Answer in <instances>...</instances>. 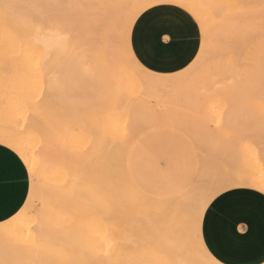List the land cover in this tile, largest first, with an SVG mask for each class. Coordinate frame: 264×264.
Segmentation results:
<instances>
[{
  "label": "rangeland",
  "instance_id": "374dc122",
  "mask_svg": "<svg viewBox=\"0 0 264 264\" xmlns=\"http://www.w3.org/2000/svg\"><path fill=\"white\" fill-rule=\"evenodd\" d=\"M1 1H0V3H4V4H7V2L11 1L10 2L11 4L10 3L9 4L13 5V8L15 7V9L13 10V8H8V9H10V11L7 9H5V10H7V11H5V10H3V7H1L4 4L0 5V29H1L0 30V98L2 99V97H3L2 100L0 99V105H2L0 107V122H1L0 127H7L8 129L13 128L14 131L21 129L20 132L18 131L21 135L25 134V132L28 131L27 128L29 129L32 127L29 130L33 131V133H35L34 129H36L35 131L38 133V134L36 133L38 136L36 134H33L32 132L29 133V131H28V133H26L25 137L36 135L37 138L40 136V134L42 137L43 136L45 137V135H46V137L48 136V138L49 137L52 138L53 136L56 137V135L58 134V137H59L60 133H61L60 135L62 137H65L67 132L69 131V134H70L69 136H71V137H69V143L72 140L71 143L69 144V146L72 145L71 146L72 149L73 148L75 149L73 151H77V149L80 151V148H81V150L86 151L87 149H85V148H86V146L89 147L90 141L93 142V144H94L95 140L96 141L98 140L97 142H101L102 144H104L102 141H104V139L106 138V140H105L106 146L105 147H107L109 144V148H110V145H111V148H110V150L108 147L105 148L104 147L105 144H104L103 148H104V150H108V153H107V151H106V153L104 151L103 155L106 154V156L108 155V156H110V158L105 157L108 160L105 158L102 159L103 164L105 163V161H106V163H108V161L111 162L112 159L115 157V154H116L115 151L122 148V150H121V152H122L124 147L128 143H130V141H132V139L135 140L134 138H136V140L134 142H131V143H133L137 146L149 147L150 148V155L154 158L155 165L158 169L165 170L171 176H173L171 172H175L176 174L184 175V177L185 176H187V177L188 176H194V175L199 177L196 181L198 184L197 185L195 184L194 186L191 187V189H189L187 192L183 193L181 195L180 199L175 200L177 202L166 205V207L168 206L167 211H171L169 214L164 215L165 214L164 213V214L160 215V214L156 213L157 207H154L152 205H148L147 203L142 202L139 199H136L135 196L128 190L127 185L124 182L122 183V181L117 179L118 175L120 176L121 171L124 170L123 164L120 163L119 174L115 175L113 172L110 175V178L113 179V181H115V182H113V184L114 185L116 184L115 186L113 185L114 188L111 187L113 190L107 189L105 191V189H106L105 183L106 182H104V181L102 182V184H103L102 187H104V186L105 187L101 188L102 190H100V191H102V192L104 191V192L103 193L100 192L99 197L103 200L106 199L108 201L107 202L105 200L107 202V204L103 200H102L103 202H101V199H100V201H99L100 203L99 204L97 203L99 205V207L97 205L94 207L89 205L90 202H87V203H89L88 206H91V207H88V206L86 207L85 204L84 205L82 204L80 199H76V197H77L76 194H69V211L65 210V212L69 213V216H68L69 217V226H70L69 227V229H70L69 233L70 234L72 233L71 235L76 234V233L78 234V233H80L79 231H82V229L78 230L79 226L82 228L85 227L86 229L88 227L91 228L93 225V222H94V223H96V224H94L96 227L94 228V226H93L92 227L93 230L90 229L89 231L93 232L95 230V233L97 236H99V238L104 235L103 238H100L102 241V244H101V242H98V240H99L98 239L97 242H98V245H99V243H100V245L99 246L97 245L98 247L96 245H94L93 242L94 243L96 242V240H94V239H95V237L97 239V236H94V234H91L90 232L88 234L87 233L88 230L86 231V229L84 228L85 230L84 229L83 230L88 235H90L91 237L94 236L93 238L90 239V237L86 234V236H88L87 237L88 239H90L91 241L93 240L92 244H91L90 240L85 239L86 237L84 238L85 240L82 239V236H83L82 234L85 233L82 231L81 237H79L80 235L77 236V234L74 236L79 237L80 241L84 240L85 243L83 242L82 245L84 246L86 244V246L81 248L82 247L81 244H80V246H81L80 247L79 244L77 243L78 246L75 245V247L76 246H77V248L80 247L79 251L76 249L78 251L77 252L75 250V248L72 246H74V244H75L74 241L76 242V240L78 238L76 239V237L72 236L73 239L75 238L73 241L70 239L72 237L69 236V247L74 248L75 251L70 248L71 251H69V254H62V253L60 255H58V254H53V255L47 254L46 256L39 258L38 264H116V263L121 264L125 261V259H122L125 257V254H128L127 256H129L133 253V249H134L133 245H136L135 247H136V253L137 254L140 253V250L141 251L144 250V252H146L148 250L149 251L155 250L156 254L160 255L162 257V262L164 264H173L176 258L181 259L182 261H186V262L198 261V260L203 259L204 254L201 252V250H202V248H205V244H204V242L199 243L197 235L194 233L195 230L193 231L192 228L187 226V219H188L190 213L194 209L197 197L199 195L200 187L204 186V185H217L218 186L222 183L229 182L233 179L246 181L249 179L254 180L256 178L255 179L256 181L259 180L262 183V180L260 178L261 176L263 177V182H264V96L260 97L261 93H263V92L260 93L259 88L257 87L258 90H256V91L258 93H260V94H258V96L256 95L257 93L254 91L253 92L256 93L255 95H254V93H253V95H248L247 92L249 91L250 88H248V90H246L247 92H245V90L242 89V91H244L246 93L245 94L244 92H242V94L245 95L244 97L242 96V94H239V93L236 94L237 96L235 94H233L232 92H231L232 95H231V93L228 95V92H226L227 94L224 93V90L227 86H231L232 84H234L233 82L232 83L230 82V81H233L230 78V75L232 76V74H229V72H230L229 70H232V69L228 70V67H229L228 65L230 64V60L232 59L231 63L234 62L238 65V66H236V64L234 65V63H233V65H232V68L234 70L233 72H235V70L238 68H239V71L241 72V70H240L241 68L248 66V65L243 66V64H244V63L242 64L243 60L242 61L240 60V58L243 57V54L247 51L246 49L243 48V47L246 48V46H244L241 43L242 45L240 44L241 45L240 48H237L239 46L238 41H236L238 39V37L236 39L237 35H235V37H234V35H233L234 33L231 34L232 31H234V30H232V31L230 30L231 31L230 32L228 30V27L225 26L224 31L226 29H227V31H229L227 33H226V31L222 32L219 30H215L211 34L210 33L211 28L209 29V31L208 30L206 31L203 29V32H201V24L203 26H205L207 22L200 24L197 20L194 19V17L191 14H189L187 11H185L184 15L187 18L186 19L187 29H186L185 35L181 38V41H180L182 51L184 52L181 63L183 62V60H187L188 56H192V59L188 60V64L186 65L185 71L182 72L178 77L172 76V75L167 74V73H163V74H161V78L154 79L151 76L143 74L139 64L135 63L132 58H130L128 55H126L125 48H124L123 41H122L123 40V29H124L126 22L129 19H135V18L141 17L142 15L146 14L147 12H154L156 9L161 10L159 12H156L155 13L156 15L161 14L162 11H164V10H166V13L172 15V13H170L167 10L175 8L176 5H174L171 2H168V0H167V2H163V3L160 2V3L152 5L151 7H148L143 12H141L138 15V17H134L129 12L122 13L123 12L122 9L124 8L125 3L121 4V1H124V0H97L98 2H94V0H91V1L90 0L89 1L88 0H82V1H79V4L81 3L80 5H78V3H76V2H78V0H76V2L73 0H59V1L58 0L57 1L56 0L55 1L44 0V1H46V3L48 2L47 4H45V2L43 0H14V1L5 0L6 3L4 2V0H1ZM25 1H27V2L25 3ZM38 1H40L41 3L39 4ZM52 1L56 2V3H53ZM62 1H63V3H61ZM100 1H102V3ZM59 2L61 3V5L59 4ZM87 2L88 3L92 2V3L87 5ZM125 2H126V0H125ZM18 3H20V4H18ZM28 3L29 4L32 3V5H38V7H30L31 8V10H30V8L29 9L27 8V7H29ZM49 3H52V4H49ZM72 3H74L77 6H74V5L72 6ZM222 3L224 4V2H222ZM68 4L70 6H67ZM114 4L118 5V6H116L117 9H116V7L115 8L113 7V6H115ZM18 5L22 6V7L19 8ZM46 5H48V6H46ZM110 5L111 6L113 5L112 9L110 10L111 13L109 11V9L111 8ZM224 6H221V7H223V9L221 8L223 11L220 9L221 12L220 11L218 12L217 19L220 22L219 18H220V16H223V18H225V19H223V21L221 20V22H228L229 23V22L233 21V20H230V17L232 19L233 16H235V14H234L235 12H233V9L231 10L230 7H228V6H227V8H225V10H227V11H225ZM113 8L116 9V11ZM11 9L13 12L11 11ZM39 10L42 12H39ZM113 10L115 12H117V10H118V12L114 13ZM228 10H230L231 13H229ZM89 11H91V12L89 13ZM119 11H120V13H119ZM70 12H71V15H70ZM80 12H82V13H80ZM223 12L224 13L226 12L227 15L225 13V15H226L225 16ZM49 13L50 14L52 13L51 15L53 17H50L51 15ZM16 15L18 17L23 16V18L19 17V19H20L19 20V19H17L18 17ZM30 15H33V16H30ZM35 15L40 16V17L41 16L43 17V15H44L43 18H45V19L52 20V21L55 20V22L59 23L58 27H60L61 29L64 28L65 30L67 29L66 31H71V34L75 37V40H73V42L77 41V43L75 45L76 46L75 50H73V52H72V49H74L75 43H72L73 48H70V50H69L70 58L73 57V59L71 58L73 64L71 63L70 58L65 57V56L61 59V61H60L61 64L57 63V66L60 65V67H61V65H63V66L65 65L64 67H68V68H64L62 66L61 69L64 68L63 70H61L58 67L62 72H59L60 70H56L57 69V66L55 63L56 61L53 60L54 61L53 64H50L52 62L51 59H44L43 60L41 57H38V55L39 56L43 55L42 52L40 54L38 53L39 50L37 51V49H39V48L36 49V47H34V46H33L34 47L33 48L29 44H27L26 40L25 41L22 40L23 39L22 36L25 35V32H24V31H26L25 29H28L27 25L29 23L27 21H29L31 19V17L33 18ZM45 15H47V16H45ZM74 16H76V17H74ZM228 17H229V19H228ZM65 18H66V21H68L67 23L64 22ZM226 18H227V20H226ZM26 19H27V21H26ZM56 19H58V20H56ZM61 19H62L63 23H62ZM18 20H19V22H17ZM21 20L24 22L22 24L24 28L21 27L20 25L18 26V23L20 24L22 22ZM224 20H226V21H224ZM61 24H63V25H61ZM15 25L18 28L17 27L14 28ZM62 26H63V28H62ZM208 26H209V23H208ZM22 28L24 31L21 30ZM130 31H132V30L130 29ZM228 33H230V34L228 35ZM19 36H20V39H19ZM13 39H14V41H16V39H18L16 41L17 43H15L13 41ZM228 40H230V41H228ZM234 41H236V42H234ZM17 44L19 46H17ZM24 44H25V46H24ZM130 44H131L132 50L135 51V44L134 43H130ZM201 45H203V52H201ZM79 47H81V49ZM82 48H84V49H82ZM34 51H35V53H34ZM117 51L119 52V55H118ZM78 52L83 53V55L80 53L77 54ZM120 52H121V54H120ZM193 52H195V55H192ZM231 52H232V54H231ZM36 54H38V55L36 56ZM120 55H121V57H120ZM125 56H127V59H125ZM236 56L238 57V59L240 61L238 59H235ZM37 57L39 59H37ZM76 57H78L79 59H77ZM80 57L83 60H81ZM197 57H198V59H197ZM17 58H18V60H20V58H21V61L19 62L18 65H17V62H18ZM64 58H68V60H65ZM50 60H51V62H50ZM135 60H139V58L136 57ZM14 61H16V62H14ZM78 61H79V63H78L79 65L77 67L78 69H79L81 62H82V64L84 63L83 64L84 67L82 66V64L80 67V70L82 68H84L83 69L84 71L83 72L81 71L83 74L82 76L84 78H82V76H80V74H78L79 72H77V70H76V72L73 71L76 69L77 65L75 66V63H77ZM207 61H208V63H206ZM67 62L70 63V66L72 65L75 68L69 67L68 66L69 63L67 64ZM102 62H103V65H102ZM104 63H107V65ZM140 63H141V61H140ZM49 64L51 65V67L53 65L56 66V68L54 66L53 67H54V70H56L55 73L58 72L56 74L57 81L56 80L54 81L53 80L54 78L53 79L50 78V76H51L50 74H52L53 70L48 68ZM19 65H20L21 69L23 67H25V68L20 70ZM44 65H47V68L52 72L49 73L48 70L46 71V66L44 68L43 67ZM234 66H236L237 68L234 69ZM207 67H208V69H207ZM215 67H216V69H215ZM170 68L174 69L175 71H179V69L176 68L175 64H174V66H172ZM156 69H158V68L153 67L151 69V71L155 72ZM66 70H68V72L70 70V73H66V76H65ZM204 71H206L207 73ZM72 72L77 73V75L71 74ZM210 72H213V74H211ZM46 73L49 74L50 76L49 77L46 76ZM61 73L64 74L63 75L64 78L62 77ZM54 74L52 75L53 77H55ZM60 74H61V76H60ZM74 75H76L77 78ZM240 75H242V73ZM258 75L257 76H256V74L252 75V76H254V78L256 76V79H253V77L252 78L249 77V79L254 80V81L250 80V82L251 81L253 83L256 82L257 79H259V76H261V75H259V76ZM57 76L60 77L61 79L57 78ZM203 76L205 77V79H208L209 81L205 80ZM65 77H67V78H65ZM239 77H241V76H239ZM261 77H262V78H260V79H262L261 81L264 82V77L263 76H261ZM80 78H82V79H80ZM146 78L149 82L148 85H146L145 81H144V79H146ZM67 79L71 80V81H67L68 83L65 82L64 80H67ZM232 79H234V78H232ZM11 81L13 82L14 85L13 84L10 85L12 83ZM235 81H236V79H235ZM195 82L196 83L200 82V83L196 84ZM209 82L211 85L209 84ZM237 82H236V85L239 83V82L238 83ZM253 83L252 84L250 83L251 85H249L251 88H252ZM257 83L258 82H256L254 85H257ZM239 84H238V86H239ZM66 85L68 88L66 87ZM186 85H187V87H186ZM196 85L199 86L200 88L202 87L204 89V92L202 90V92H203L202 96L200 95L201 93L199 94V92H201L200 88L197 87ZM258 85H260V84H258ZM177 86H178V88H177ZM249 86H247V87H249ZM194 87H195V89H194ZM214 87H216L217 89ZM245 87H246V85L243 86V88L247 89ZM8 88L9 89L11 88L10 91L8 90ZM184 88L188 89L189 95L187 94L188 92ZM209 88H211V89H209ZM218 88L221 91V94H223V95L220 94L221 95L220 96L218 94V92H220V91L217 92ZM237 88H239V87H237ZM197 89L200 91L199 92L196 91ZM234 89H235V87H234ZM254 89H256V88H254ZM194 91L198 92V94L195 93ZM208 91H210V92H208ZM235 91H236V89H235ZM250 91L252 92V89ZM250 91H249V94H251ZM5 92H8V93L5 94ZM229 92H230V89H229ZM237 92H238V90H237ZM206 93L210 94V95L212 94V95L208 96ZM16 95H17V97H16ZM224 95H226V96H224ZM262 95H264V94H262ZM6 96H9V98H7ZM194 96H195V98H194ZM198 96L200 98L199 100L197 98ZM206 96L208 98L211 97V99L209 98L210 102H209V100L207 102L208 98ZM5 97H6L5 100L8 101V103L6 101L7 104L4 103ZM114 98L120 102L118 103L117 101H115ZM212 98H214L213 99L214 101L217 99L216 104L211 103V101L214 102L212 100ZM12 99H14V100H12ZM112 99H114L115 102L112 101ZM1 101H2V103H1ZM103 102L106 103V106H107L106 108L110 109L109 112L107 111L108 109L105 108V105ZM112 102H114V103H112ZM116 102L118 103L117 105H119V107L121 106V108H122V105H123V107L125 106L123 108V110H124V112L125 111L127 112V113L125 112L126 115L122 113L123 110H121V108H119L118 106H116L118 108V109H116V107L114 106V104L116 105ZM121 102L122 103L124 102L126 105L122 104ZM25 104H26V106H25ZM127 104H129V105H127ZM102 105L104 108L102 107ZM112 105L115 108H113ZM19 106H21L22 108ZM84 106L86 107L85 108L86 110L84 109ZM88 106H89V108L87 110ZM90 106H92V107H90ZM127 106H129L128 109H127ZM22 109H24V110H22ZM220 109H222V110H220ZM100 110H101V112H100ZM105 110L107 111L108 114L107 113L104 114V112H102ZM113 110H115V111L113 112ZM127 110H129V111H127ZM118 111L120 112L119 114H118ZM129 112H132V113L130 114ZM94 113H95V115L98 113L99 114L103 113V116H102V114L100 116L94 115V118H93L92 115ZM110 113H112L114 117L115 116H117V117L114 118L112 116V114H110ZM114 113H116V114L114 115ZM89 114H91V116ZM132 114H134V115H132ZM109 115H111L112 117L110 118ZM119 115H121V116H119ZM123 116H125V117H123ZM131 116H132V118H131ZM170 116H172V117H170ZM217 116H219V117H217ZM68 117L71 119H69ZM101 117L103 118V120L101 119ZM106 117L110 120L109 121L106 120L107 119ZM120 117H122L123 120ZM126 117H128V118H126ZM73 118H76V119H73ZM80 118H81V123L83 125L81 123L79 124ZM118 118H119V120H118ZM137 118H138V120H136ZM150 118H151V120H149ZM229 118H230V120H229ZM67 119H68V121H67ZM85 119L87 120L86 121L87 123L85 122ZM95 119L98 120V122L95 121ZM128 119L130 120V122ZM141 119H142L143 123L146 122V124H147V122H148L151 125L147 124V126H146L145 123H144L145 125H141L142 124ZM161 119L162 120L164 119V120L162 121ZM69 120H70V122H72V124L69 122ZM147 120H149L150 122ZM192 120H193V122H192ZM100 121H101V123H100ZM139 121L141 124L139 123ZM205 121L207 122L206 124H205ZM222 121H223V123H226L227 125L226 124H224V125H226L228 127L223 126ZM131 122H132V124H134V123L135 124L132 125ZM164 122L166 123L167 126L163 125V124H165ZM17 123H18V125H16ZM73 123H75V124H73ZM6 124L8 126H6ZM27 124H29V125H27ZM88 124H90L89 125L90 129H89V127L86 128V126ZM101 124H103V125H101ZM139 124H140V126H139ZM21 125L24 126L26 129H24V127H22ZM79 125L83 126L87 131L81 129L83 127H81ZM91 125L92 126L94 125L93 126V128H95L94 130H92ZM130 125H131V127L133 126L132 129H131ZM136 125L138 127H136V129H133V128H135ZM148 125L151 127H149ZM65 126H66V128H65ZM141 126H142V128H141ZM68 127H70V128L67 129ZM97 127H98V129H97ZM111 127L112 128L115 127L116 129L115 128L112 129ZM145 127L148 131H146V129H144ZM71 128H73V129H71ZM110 128H111V130H114V132L111 131ZM23 129H24V131H22ZM59 129H60V131H59ZM65 129L67 131H65ZM70 129H71V131H70ZM137 129H140V130L137 131ZM62 130L66 133H64ZM96 130H97V132H96ZM98 130L99 131L102 130V134L103 133L104 134L101 135V132H98ZM132 130L133 131L136 130V131H134L135 134L133 133ZM141 130H143V131H141ZM93 131H95V132L93 133ZM190 131H193V132L190 133ZM206 131H207V133H206ZM46 132H47V134H46ZM85 132H87V133H85ZM188 132L190 133V136H189ZM55 133H56V135H55ZM62 133H64V134L62 135ZM92 133H93V135L95 133L98 134L97 137H96V135L93 136L94 137L93 140H92L93 137L92 138L90 137V136H92L91 135ZM117 133H119V134L117 135ZM139 133H142V134H139ZM185 133H186V136H185ZM72 134H73V136H72ZM99 134L101 136H99ZM200 134H201V136H200ZM85 135H87V138ZM132 135H133V138H132ZM134 135H136V136L134 137ZM104 136H105V138H103ZM106 136H108V137H106ZM187 136H189V137H187ZM95 138H97V139H95ZM195 138H196V140L198 138L199 142L195 141ZM222 138H223V140H222ZM39 139L41 140V138H39ZM100 139H102V141ZM193 139H194V141H192ZM74 140H75V142H74ZM220 140H221V142H220ZM51 141H53V140H51ZM76 141H78L80 143V146H79V143L77 144ZM45 142H46V140H45ZM97 142H96V145H97ZM206 143H208V144H206ZM209 146H211V147H209ZM216 146H218V147H216ZM92 147H94V145L91 146V148ZM113 149H115V150H113ZM83 151H81V152H83ZM89 152H90V150H89ZM86 153L87 152H85V154ZM199 153H200V155H199ZM89 155H90V153L88 154V156ZM89 157H91V156H89ZM201 161H204V162L202 163V165H199L198 162H200V164H201ZM106 163H105V165H106ZM87 164H89V163H87ZM111 167H112V165L109 167L110 171H112ZM195 173H197L198 175H196ZM257 175H258V178H260V179H257V177H256ZM259 175H260V177H259ZM35 177H36V179H35L34 183L30 178L31 187L33 185L36 186V183L41 182V180L37 176H35ZM218 178H219V180H218ZM114 179H117V180H114ZM118 187H120V188H118ZM114 189L115 190L117 189V190L115 191ZM238 190H245V189H243V188H234L231 190L226 189L224 194L232 192V191H238ZM248 190L249 189H247L246 191H248ZM249 191H253V192L261 195L262 197H264V195L254 191V190H249ZM102 195H104V196H102ZM115 195H116V197H115ZM111 198H112V200H111ZM88 199H89V197H88ZM118 200H119V202H117ZM124 200H125V202H124ZM127 200H128V202H127ZM32 203L29 205V209L30 208L32 209V210H29V214H31V216L36 215L35 217L41 216V213H42L41 202L39 200H35L34 202L32 201ZM135 206H136V208H135ZM95 207L98 208L97 210H98V213H100V214L95 213V211H96L94 209ZM86 208H88V209L93 208L94 209L93 214H96V216H100V217L102 216L101 218L107 216V219H106V217L103 218L106 221L105 220L103 221L100 218H99L100 220L92 218L93 217L92 210H91V214H90V212L87 214ZM131 210H132V212H131ZM133 212H134V214H133ZM140 214H141V216H140ZM163 215H164V217H162ZM137 216H140V217H137ZM94 217H95V215H94ZM155 217H157V218H155ZM89 219L93 220V222L90 221ZM94 219L97 221H95ZM142 219H143V221H142ZM170 220L174 221V222H168ZM98 221H99V224H98ZM82 222L85 224V226H84V224L81 225ZM138 222L140 225L143 222L144 224H142V225H146L145 227H147V228H142V225H141V228H139L138 224H136ZM148 222H150L152 224L151 226H154V228L153 227L148 228V225L150 224ZM180 222H182V223H180ZM24 223L25 224H32L33 222H32V219L27 218ZM169 223L171 224V227H172L171 231L170 232H169V230L163 231V229H166L163 226L166 224V227H169L170 226V225H168ZM177 223H180V224L178 225ZM175 225H177V226H175ZM76 227H77L78 232L75 231ZM22 230H24V229L22 228ZM71 230H73V231L71 232ZM173 230H174V232L178 233V236L173 235L174 234ZM100 231L103 232V233H101V235H100ZM106 231L110 232V233H107ZM166 232H167V234L165 236H167L169 234V236L166 237V239L169 238L168 242H164L163 244H161L160 241L163 237H160L159 234H161V233L165 234ZM97 233H99V235ZM23 234L25 235V233H23ZM24 235L19 236L17 234L16 237L11 240V243L9 242L11 246L8 244L7 245L9 247L7 245H5V247H7L9 249H7L6 252L3 249L0 252V254H1L0 255V264H12L13 261H14L13 264H16V263L17 264H27L28 263V260L24 255L25 248H26L25 246L28 245L29 246L28 248H30V243H32L34 239L31 236H28L27 237L28 240L25 241ZM157 235H159V236H157ZM84 236H85V234H84ZM105 236H108L109 238L107 240H105L107 238ZM21 237H23V238H21ZM129 237L136 241V242H133V245H131L132 249L131 248L128 249L129 246H127V244H129V242L132 244V242L129 241L130 240ZM126 238L128 239V241L126 240ZM29 239L32 242L31 241L29 242ZM38 239H39V237H38ZM79 240H77V242ZM125 240L128 243L125 242L126 247L124 248L125 244H123L122 242ZM71 241L73 243H71ZM82 241L79 243H82ZM88 241H90V243ZM27 242L29 244H27ZM35 242H36V239H35ZM38 242H40V241L38 240ZM14 244H15V246H14ZM88 244L90 246H87ZM121 244H123V245H121ZM12 247H13V249H12ZM122 248L126 249V250H123ZM30 249H32V248H30ZM85 249L87 250V252ZM27 250L28 249H26V251ZM88 250H89V252H88ZM123 251H125L127 253L124 252V255H123ZM130 251H131V254L129 253ZM19 253L22 256H20ZM6 257L7 258L9 257L10 259L9 258L7 259ZM19 260H21V261H19ZM29 264H32V263H29ZM258 264H264V262L258 263Z\"/></svg>",
  "mask_w": 264,
  "mask_h": 264
},
{
  "label": "bare ground",
  "instance_id": "6f19581e",
  "mask_svg": "<svg viewBox=\"0 0 264 264\" xmlns=\"http://www.w3.org/2000/svg\"><path fill=\"white\" fill-rule=\"evenodd\" d=\"M1 1V0H0ZM12 1H14V0H12ZM44 1V0H43ZM42 1V2H43ZM50 1V0H49ZM53 1H55V0H53ZM52 1V2H53ZM57 1V0H56ZM59 1V0H58ZM73 1H75L76 2V0H73ZM79 1H82V0H78V2H76V3H78V5H80L79 4ZM89 1V0H88ZM91 1V0H90ZM2 2V1H1ZM4 2H5V0H4ZM11 2V1H10ZM10 2H7V4H9ZM27 1H25V3H26ZM29 2V1H28ZM45 2V4H47L46 3V1H44ZM70 2V1H69ZM74 2V3H75ZM84 2V1H83ZM82 2V3H83ZM94 2H98L97 0L95 1L94 0ZM101 3H102V1H100ZM116 2V1H115ZM163 3V2H167V0H126V2H125V0L124 1H121V4H124V8L122 9V13H127V12H129V13H131L134 17H138V15L141 13V12H143L145 9H147L146 7H145V5H154V4H157V3ZM180 2H182V3H185V4H187L188 5V13L189 14H191L193 17H194V19L195 20H197L200 24L201 23H204V22H207L206 23V25L205 26H203V29L204 30H208L209 31V29L211 28V30H210V33L212 34L215 30H219V31H222V32H225L226 31V33L227 32H229L230 30L232 31V30H234V31H232V33L231 34H233L234 35V37H235V35H237L236 36V39H237V37H238V39L236 40V41H238V43H239V46L237 47L236 45V47L237 48H240V46L243 44L244 46H246V48L245 47H243L244 49H246L245 51V53L243 54V57L242 58H240V60L242 61V64H243V66H251L250 68L247 66V67H243V68H241L240 70H241V72L239 71V68L238 69H236L237 67L236 66H238L236 63H234V62H232L231 63V60H230V64L228 65L229 67H228V70L229 69H232V70H229L230 72H229V74H232V76L230 75V78H231V80H233V81H230L231 83L233 82L234 84H230L231 86H227L229 89H230V92H229V89L226 87H224L225 88V90H224V93H226V92H228V95L232 92L233 94H242V92H244V91H242V89L243 90H245V92H247L246 90H248V88H250L249 89V91L252 89V92L250 91V93L251 94H249V91L247 92L248 93V95H253V93L254 92H256V93H254V95L256 94L257 96H258V94H260L261 92H263V93H261V95H260V97L262 96H264V95H262V94H264V82L263 81H261L262 79H260V78H262L261 76H263L264 77V0H177V3H180ZM222 2H224V4L222 3ZM6 3V2H5ZM30 3V2H29ZM28 3V6L29 7H27L28 9L30 8V5H32V3L31 4H29ZM38 3L40 4L41 2L40 1H38ZM53 3H56V2H53ZM61 3H63V1L61 2ZM61 3L59 2V4L61 5ZM74 3H72V6L74 5V6H77V5H75ZM92 2H87V5L88 4H91ZM100 3V4H101ZM114 3V2H113ZM117 3V2H116ZM227 3V4H226ZM1 4H4V3H0V5ZM11 4V3H10ZM14 4V3H13ZM18 4H20V3H18ZM24 4V3H23ZM49 4H52V3H49ZM118 4V3H117ZM174 4V3H173ZM22 5V4H21ZM63 5V4H62ZM65 5V4H64ZM84 5V4H83ZM115 5V4H114ZM174 5H176V4H174ZM225 5V6H224ZM19 6V5H18ZM46 6H48V5H46ZM67 6H70L69 4L67 5ZM96 6V5H95ZM108 6V5H107ZM111 6V5H110ZM113 6V5H112ZM112 6H111V8L109 9V11L112 9ZM116 6H118V5H115V6H113L114 8L116 7ZM221 6H224V10H225V8H227V6L228 7H230V9L232 10L233 9V12H235L234 14H235V16H233V18L231 19V17H230V20H233V21H231V22H221V20L223 21V19H225V18H223V16H220V22H219V20L217 19V15H218V12L220 11V9L222 8L223 9V7H221ZM2 7V6H1ZM20 7H22V6H19V8ZM97 7V6H96ZM13 8V7H12ZM24 8V7H23ZM47 8V7H46ZM50 8V7H49ZM61 8V7H60ZM94 8V7H93ZM113 8V9H114ZM6 8H4L3 7V10H5ZM15 9V7L13 8V10ZM40 9V8H39ZM68 9V8H67ZM87 9V8H86ZM92 9V8H91ZM98 9V8H97ZM116 9H117V7H116ZM116 9H114L115 11H116ZM119 9V8H118ZM221 9V10H222ZM229 9V8H228ZM7 10H9L10 11V9H8L7 8ZM7 10H5V11H7ZM30 10H31V8H30ZM89 10V9H88ZM95 10V9H94ZM113 10V11H114ZM235 10V11H234ZM237 10V11H236ZM11 11H12V9H11ZM21 11V10H20ZM28 11V10H27ZM33 11V10H32ZM65 11V10H64ZM71 11V10H70ZM93 11V10H92ZM96 11V10H95ZM94 11V12H95ZM99 11V10H98ZM108 11V12H109ZM114 11V13H117L118 12V10H117V12H115ZM223 11V10H222ZM225 11H227V10H225ZM13 12V11H12ZM39 12H42V11H40L39 10ZM74 12V11H73ZM72 12V13H73ZM83 12V11H82ZM82 12H80V13H82ZM91 11H89V13H90ZM107 12V11H106ZM221 12V11H220ZM228 12L229 13H231L230 12V10H228ZM29 13V12H28ZM34 13V12H33ZM75 13V12H74ZM110 13H111V11H110ZM119 13H120V11H119ZM224 13V12H223ZM226 13V12H225ZM225 13H224V15H225ZM7 14V13H6ZM50 14V13H49ZM52 14V13H51ZM50 14V15H51ZM54 14V13H53ZM78 14V13H77ZM94 14V13H93ZM40 15V14H39ZM70 15H71V12H70ZM74 15V14H73ZM76 15V14H75ZM81 15V14H80ZM158 15V14H157ZM226 15H227V13H226ZM225 15V16H226ZM231 15V14H230ZM17 16V15H16ZM25 16V15H24ZM30 16H33V15H30ZM36 16V15H35ZM34 16V17H35ZM45 16H47V15H45ZM79 16V15H78ZM18 17V16H17ZM19 17H21V18H23V16H19ZM19 17L17 18V19H19ZM42 17V16H41ZM43 17H44V15H43ZM50 17H53L52 15L50 16ZM70 17V16H69ZM74 17H76V16H74ZM229 17H228V19H229ZM9 18V17H8ZM7 18V19H8ZM25 18V17H24ZM32 18V17H31ZM5 19V18H4ZM51 19V18H50ZM53 19V18H52ZM70 19V18H69ZM10 20V19H9ZM20 20V19H19ZM19 20L17 21V22H19ZM56 20H58V19H56ZM65 21L64 22H68V21H66V18L64 19ZM68 20V19H67ZM226 20H227V18H226ZM226 20H224V21H226ZM11 21V20H10ZM22 21V20H21ZM20 21V22H21ZM26 21H27V19H26ZM52 21V20H51ZM61 21H62V19H61ZM209 21V22H208ZM28 22V21H27ZM54 22H55V20H54ZM196 22V21H195ZM24 22L22 21L20 24L18 23V26L20 25L21 27H23V24ZM62 23H63V21H62ZM208 23H209V26H208ZM28 24V23H27ZM56 24H57V26H59V23L58 22H56ZM14 25V24H13ZM61 25H63V24H61ZM69 25V24H68ZM225 26H227L228 27V30L229 31H227V29L224 31V27ZM9 27V26H8ZM15 27H17L16 25L14 26V28ZM18 28V27H17ZM24 28V27H23ZM23 28L21 29V30H23ZM27 28L28 29H25L26 31H24L25 32V35H23L22 37H23V39L22 40H26V42H27V44H29L31 47H36V49L37 48H39V49H37V51H38V53L40 54L41 52H42V54L43 55H41V56H39L38 54H36V56L38 55V57H41L43 60L44 59H51L52 60V62H51V60H50V64H53V62L54 61H56L55 63H56V66H57V63H60V61H61V59L65 56V57H68V58H70V53H69V50H70V48H73L72 46L71 47H68L67 49H62L61 51H59L57 54H54V55H50V53L48 52V51H46V46L47 45H51V46H54V47H57V48H60L61 47V35H63L64 33H71V31H66L64 28H63V26H62V28L64 29V32H61L59 29H61L60 27H58V29L57 30H54V31H52V32H50V33H35L34 31H33V29L31 28V26H30V24H28L27 25ZM62 29V30H63ZM1 30V29H0ZM15 30V29H14ZM230 31V32H231ZM17 32V31H16ZM21 32V31H20ZM11 34V33H10ZM24 34V33H23ZM230 33H228V35H229ZM227 35V36H228ZM14 36V35H13ZM232 36V35H231ZM21 37V38H22ZM233 37V38H234ZM10 38V37H9ZM232 38V37H231ZM19 39H20V36H19ZM18 39H16V41H17ZM75 40V39H74ZM79 40V39H78ZM13 41H14V39H13ZM16 41H14L15 43H17ZM123 41V40H122ZM228 41H230V40H228ZM236 41H234V42H236ZM20 43V42H19ZM72 43H75L74 44V49H72V52H73V50H75V45H76V43H77V41L76 42H73L72 41ZM242 43V44H241ZM14 44V43H13ZM79 44V43H78ZM241 44V45H240ZM82 45V44H81ZM123 45H124V41H123ZM232 45V44H231ZM238 45V44H237ZM16 46V45H15ZM17 46H19L18 44H17ZM24 46H25V44H24ZM130 47H129V50L130 51H133L132 50V48H131V44L129 45ZM14 47V46H13ZM30 47V48H31ZM33 47V48H34ZM78 47V46H77ZM116 47V46H115ZM123 47V46H122ZM16 48V47H15ZM24 48V47H23ZM80 49H81V47H79ZM119 48V47H118ZM121 48V47H120ZM235 48V47H234ZM248 48V49H247ZM25 49V48H24ZM23 49V50H24ZM28 49V48H27ZM82 49H84V48H82ZM35 50V49H34ZM79 50V49H78ZM33 51V50H32ZM77 51V50H76ZM239 51V50H238ZM244 51V50H243ZM17 52V51H16ZM75 52V51H74ZM118 52V51H117ZM235 52V51H234ZM233 52V53H234ZM237 52V51H236ZM241 52V51H240ZM34 53H35V51H34ZM69 53V54H68ZM80 52H78L77 54H79ZM80 54H82L83 55V53H80ZM120 54H121V52H120ZM231 54H232V52H231ZM24 55V54H23ZM118 55H119V52H118ZM237 55V54H236ZM241 55V54H240ZM16 56V55H15ZM242 56V55H241ZM24 57V56H23ZM37 57V59H39ZM46 57V58H45ZM120 57H121V55H120ZM124 57V56H123ZM233 57V56H232ZM231 57V58H232ZM237 57V56H236ZM235 57V59H238V57L236 58ZM68 58H64L65 60H68ZM72 59H73V57H71ZM70 58V60H71V63L73 64V62H72V59ZM77 59H79L78 57H76ZM81 58V57H80ZM125 59H127V56H125ZM205 59V58H204ZM234 59V60H235ZM17 60H18V58H17ZM54 60V61H53ZM64 60V61H65ZM75 60V59H74ZM81 60H83L82 58H81ZM102 60V59H101ZM105 60V59H104ZM233 60V61H234ZM239 60V59H238ZM239 60V61H240ZM21 61V58H20V60H18V62H17V65L19 64V62ZM210 61V60H209ZM14 62H16V61H14ZM107 62V61H106ZM69 62H67V64H68ZM79 63V61L77 62V63H75V66H76V69L75 70H73L74 72H76V70H77V72H79L78 74H80V76H82L83 74H82V72L84 71L83 69L84 68H82L81 70H80V67H81V64H82V62H81V64H80V66H79V69L77 68L78 67V64ZM206 63H208V61L206 62ZM233 63H234V65L236 64V66H234V69H236L235 70V72H233L234 70H233V68H232V65H233ZM49 64V69H52L53 70V72L52 71H50L48 68H47V65H44L43 67L45 68V66H46V71L48 70V72L49 73H51L52 72V74H47L46 73V76H50V78H54L53 80L55 81H57V79H56V74L58 73H55V71L56 70H60L61 68H62V66L63 65H61V67H60V65H58L57 66V69L56 70H54V67L56 68V66H52L51 67V65ZM61 64V63H60ZM84 64V63H83ZM83 64H82V66H83ZM104 64H106L107 65V63H104ZM211 64V63H210ZM241 64V63H240ZM23 65V64H22ZM102 65H103V62H102ZM213 65V64H212ZM231 65V66H230ZM65 66V65H64ZM63 66V67H64ZM67 66V65H66ZM69 67H73L72 65L70 66V63H69V65H68ZM208 66V65H207ZM60 69H59V68ZM84 67V66H83ZM19 68H20V70H22L23 68H25V67H23L22 69H21V67H20V65H19ZM64 68H68V67H64ZM63 68V69H64ZM73 68H75V67H73ZM72 68V69H73ZM63 69H61V70H63ZM207 69H208V67H207ZM206 69V70H207ZM215 69H216V67H215ZM247 69V70H246ZM59 71V72H62V71ZM80 70V71H79ZM210 70V69H209ZM245 70V71H244ZM45 71V70H44ZM82 71V72H81ZM204 72H206V71H204ZM55 73V74H54ZM66 73H70V70H69V72H68V70H66L65 71V76H66ZM207 73V72H206ZM211 74H213V72H210ZM234 73V74H233ZM242 73V75H240ZM45 74V73H44ZM43 74V75H44ZM54 74V76L55 77H53L52 75ZM62 74V77L64 78V74L63 73H61ZM61 74H60V76H61ZM71 74H76L77 75V73H71ZM238 76H237V75ZM253 74H256V76L259 74V75H261V76H259V79H257V81L256 82H258L257 83V85H254L256 82H252V81H254L253 79H256V76H255V78H254V76H252ZM76 75H74L75 77H76ZM206 75V74H205ZM72 76V75H71ZM239 76H241V77H239ZM70 77V76H69ZM204 77V76H203ZM207 77V76H206ZM237 77V78H236ZM249 77H253V79H249ZM57 78H60V77H58L57 76ZM62 78V79H63ZM65 78H67V77H65ZM73 78V77H72ZM77 78V77H76ZM82 78H84L83 76H82ZM82 78H80V79H82ZM232 78H234V79H232ZM240 78V79H239ZM258 78V77H257ZM61 79V78H60ZM204 79H205V77H204ZM235 79H236V81H235ZM52 80V81H53ZM205 80H208V79H205ZM239 80V81H238ZM242 80V81H241ZM249 80V81H248ZM250 80H252L251 82H250ZM260 80V81H259ZM53 81V82H54ZM65 82H67V81H71V80H64ZM144 81H145V84L146 85H148L149 84V82H148V80H147V78L146 79H144ZM209 81V80H208ZM240 83H238V82ZM12 82V81H11ZM229 82V83H230ZM236 82L239 84V86H238V84L236 85ZM243 84H242V83ZM248 82V83H247ZM260 82V83H259ZM68 83V82H67ZM196 83V82H195ZM198 83H200V82H198ZM198 83H196V84H198ZM228 83V84H229ZM253 83V85H252V88L249 86V85H251V84ZM13 84V82L10 84V85H12ZM181 84V83H180ZM209 84H210V82H209ZM246 85V87L245 88H247V89H244L243 88V86H245ZM258 84H260V85H258ZM14 85V84H13ZM69 85V84H68ZM202 85V84H201ZM211 85V84H210ZM209 85V86H210ZM197 86V85H196ZM195 86V87H196ZM247 86H249V87H247ZM260 86V87H259ZM12 87V86H11ZM66 87H67V85H66ZM180 87V86H179ZM184 87V86H183ZM186 87H187V85H186ZM195 87H194V89H195ZM197 87H199V86H197ZM211 87V86H210ZM213 87V86H212ZM223 87V86H222ZM234 87H235V89H236V91H235V89H234ZM237 87H239V88H237ZM241 87V88H240ZM257 87L259 88V91H260V93H258L256 90H258L257 89ZM68 88V87H67ZM177 88H178V86H177ZM189 88V87H188ZM200 88V87H199ZM198 88V89H199ZM214 88H216V87H214ZM223 88V89H224ZM254 88H256V89H254ZM11 89V88H10ZM10 89L8 88V90L10 91ZM13 89V88H12ZM183 89V88H182ZM185 89V88H184ZM190 89V88H189ZM193 89V90H194ZM196 90V91H200L201 90V92H199V94L202 96V93L204 92V89L201 87L200 88V90ZM209 89H211V88H209ZM217 89V88H216ZM215 89V90H216ZM16 90V89H15ZM187 92H188V89H185ZM202 90H203V92H202ZM213 90V89H212ZM237 90H238V92H237ZM241 90V91H240ZM190 91V90H189ZM218 91H220L219 90V88H218V90H217V92ZM254 91V92H253ZM186 92V93H187ZM193 92V91H192ZM195 92V91H194ZM198 92H195V93H197L198 94ZM208 92H210V91H208ZM244 92V93H245ZM8 92H5V94H7ZM223 93V92H222ZM232 93H231V95H232ZM4 94V95H5ZM188 95H189V92L187 93ZM207 94V93H206ZM218 94L220 95L221 94V91L220 92H218ZM227 94V93H226ZM246 94V93H245ZM196 95V94H195ZM204 95V94H203ZM208 96L210 95V94H207ZM212 95V94H211ZM210 95V96H211ZM221 95H223V94H221ZM220 95V96H221ZM227 95V96H228ZM234 95V96H235ZM11 96V95H10ZM224 96H226V95H224ZM237 96V95H236ZM239 96V95H238ZM242 96L244 97L245 95L244 94H242ZM256 96V97H257ZM7 98H9V96H6ZM6 97L4 98V103H6V101L7 100H5L6 99ZM13 97V96H12ZM16 97H17V95H16ZM207 97V96H206ZM232 97V96H231ZM247 97V96H246ZM254 97V96H253ZM21 98V97H20ZM194 98H195V96H194ZM198 98V100L200 99L199 98V96L197 97ZM208 98V97H207ZM210 99H211V97H209ZM209 98L207 99V102H208V100H209ZM221 98V97H220ZM1 99V98H0ZM2 99H3V97H2ZM1 99V100H2ZM11 99V98H10ZM115 99V98H114ZM114 99H112V101H114ZM203 99V98H202ZM205 99V98H204ZM214 98H212V100H213ZM12 100H14V99H12ZM217 100V99H216ZM214 101V102H212L211 101V103L213 104V103H215L216 104V102L217 101ZM20 101V100H19ZM103 101V100H102ZM115 101H117V99H115ZM114 101V102H115ZM114 102H112V103H114ZM118 103L120 102V101H117ZM116 102V105L114 104V106L116 107V106H118L119 107V105H117L118 103ZM203 102V101H202ZM209 102H210V100H209ZM219 102V101H218ZM1 103H2V101H1ZM7 103H8V101H7ZM6 103V104H7ZM104 103V105H105V108L107 107L106 106V103L105 102H103ZM111 103V104H112ZM122 103V102H121ZM128 103V102H127ZM205 103V102H204ZM5 104V105H6ZM90 104V103H89ZM122 104H125L124 102L122 103ZM221 104V103H220ZM12 105V104H11ZM126 105V104H125ZM127 105H129V104H127ZM2 105H0V107H1ZM8 106V105H7ZM25 106H26V104H25ZM113 106V105H112ZM111 106V107H112ZM113 106V108H115ZM220 106V105H219ZM19 107H21V106H19ZM29 107V106H28ZM90 107H92V106H90ZM101 107V106H100ZM99 107V108H100ZM102 107H103V105H102ZM110 107V108H111ZM125 107V106H124ZM123 105H122V108H121V106L119 107V108H121V110H123ZM138 107V106H137ZM22 108V107H21ZM27 108V107H26ZM86 107L84 106V109H85ZM88 108H89V106L87 107V110H88ZM104 108V107H103ZM129 108V106H127V109ZM196 108V107H195ZM106 109H108V108H106ZM116 109H118L117 107H116ZM115 109V110H116ZM22 110H24V109H22ZM86 110V109H85ZM109 110L110 109H108L107 111L109 112ZM115 110H113V112L115 111ZM203 110V109H202ZM220 110H222V109H220ZM99 111V110H98ZM107 111L105 110V111H102V112H104V114H106L107 113ZM127 111H129V110H127ZM200 111V110H199ZM94 112V111H93ZM92 112V113H93ZM100 112H101V110H100ZM112 112V111H111ZM126 112V111H125ZM125 112H124V110L122 111V113L123 114H125ZM133 112V111H132ZM132 112H129L130 114L132 113ZM150 112V111H149ZM198 112V111H197ZM218 112V111H217ZM96 113V112H95ZM95 113L92 115V117L94 118V115H95ZM117 113V112H116ZM116 113H114V115L116 114ZM120 112L118 111V114H119ZM127 113V112H126ZM128 113V114H129ZM148 113V112H147ZM21 114V113H20ZM102 114V116H103V113H98V114H96V115H101ZM108 114V113H107ZM110 114H112V113H110ZM117 114V115H118ZM150 114V113H149ZM90 116H91V114H89ZM95 115V116H96ZM126 115V114H125ZM132 115H134V114H132ZM137 115V114H136ZM11 116V115H10ZM22 116V115H21ZM112 116H113V114H112ZM111 115H109V117L111 118L112 117ZM119 116H121V115H119ZM118 116V117H119ZM204 116V115H203ZM228 116V115H227ZM98 117V116H97ZM105 117V116H104ZM108 117V116H107ZM106 117V118H107ZM114 117V116H113ZM115 117H117V116H115ZM114 117V118H115ZM123 117H125V116H123ZM137 117V116H136ZM170 117H172V116H170ZM217 117H219V116H217ZM18 118V117H17ZM69 118V117H68ZM78 118V117H77ZM99 118V117H98ZM113 118V119H114ZM121 119H122V117H120ZM126 118H128V117H126ZM130 118V117H129ZM131 118H132V116H131ZM130 118V119H131ZM160 118V117H159ZM69 119H71V118H69ZM73 119H76V118H73ZM91 119V118H90ZM100 119V118H99ZM101 119L103 120V118L101 117ZM135 119V118H134ZM133 119V120H134ZM17 120V119H16ZM84 120V119H83ZM89 120V119H88ZM93 120V119H92ZM101 120V121H102ZM106 120H110V119H106ZM112 120V119H111ZM116 120V119H115ZM118 120H119V118H118ZM123 120V119H122ZM129 120V119H128ZM132 120V121H133ZM136 120H138V118L136 119ZM149 120H151V118L149 119ZM149 120H147V121H149ZM158 120V119H157ZM160 120V119H159ZM162 120V119H161ZM164 120V119H163ZM162 120V121H163ZM175 120V119H174ZM197 120V119H196ZM229 120H230V118H229ZM22 121V120H21ZM67 121H68V119H67ZM77 121V120H76ZM79 121V120H78ZM87 120L85 119V122H86ZM94 121V120H93ZM95 121H97L98 122V120H96L95 119ZM101 121H100V123H101ZM207 121V120H206ZM205 121V124L207 123ZM6 122V121H5ZM10 122V121H9ZM69 122H70V120H69ZM89 122V121H88ZM118 122V121H117ZM123 122V121H122ZM125 122V121H124ZM129 122H130V120H129ZM136 122V121H135ZM138 122V121H137ZM150 122V121H149ZM192 122H193V120H192ZM191 122V123H192ZM219 122V121H218ZM1 123V122H0ZM31 123V122H30ZM64 123V122H63ZM71 124H72V122H70ZM78 123V122H77ZM76 123V124H77ZM81 123V118H80V121H79V124ZM87 123V122H86ZM90 123V122H89ZM108 123V122H107ZM127 123V122H126ZM139 123H140V121H139ZM142 123V124H141ZM141 125H145L146 124V122H142V119H141ZM165 123V122H164ZM229 123V122H228ZM11 124V123H10ZM70 124V125H71ZM73 124H75V123H73ZM82 124V123H81ZM104 124V123H103ZM103 124H101V125H103ZM111 124V123H110ZM114 124V123H113ZM131 124H132V122H131ZM135 124V123H134ZM134 124H132V125H134ZM137 124V123H136ZM140 124H139V126H140ZM147 124H149V125H151L150 123H148L147 122ZM147 124H146V126H147ZM204 124V125H205ZM211 124V123H210ZM222 124H223V126H226L227 124L226 123H223V121H222ZM224 124H226V125H224ZM16 125H18V123L16 124ZM27 125H29V124H27ZM78 125V124H77ZM76 125V126H77ZM83 125V124H82ZM90 124H88L87 126H86V128L87 127H89V129H90V126H89ZM148 125V126H149ZM163 125H166V123L165 124H163ZM217 125V124H216ZM6 126H8L7 124H6ZM22 126V125H21ZM63 126V125H62ZM67 126V125H66ZM66 126H65V128H66ZM75 126V125H74ZM79 126H81V125H79ZM94 126V125H93ZM93 126L91 125V128H92V130H94L95 128H93ZM100 126V125H99ZM98 126V127H99ZM167 126V125H166ZM209 126V125H208ZM22 127H24V126H22ZM71 127V126H70ZM70 127H68L67 129H69ZM78 127V126H77ZM81 127H83V126H81ZM98 127H97V129H98ZM105 127V126H104ZM130 127H131V125H130ZM133 127V126H132ZM132 127H131V129H132ZM136 127H138L137 125L135 126V128H133V129H136ZM149 127H151V126H149ZM165 127V126H164ZM170 127V126H169ZM195 127V126H194ZM226 127H228V126H226ZM5 128V129H4ZM32 128V127H31ZM31 128H29V129H31ZM100 128V127H99ZM112 128V127H111ZM111 128H110V130H111ZM115 127H113L112 129H114ZM141 128H142V126H141ZM168 128V127H167ZM223 128V127H222ZM221 128V129H222ZM8 128L7 127H0V140H5V141H8V142H11V143H13L16 147H17V149L19 150V152L23 155V157L25 158V159H28L31 163H32V165H33V168H32V171H33V173L35 174V176H37L40 180H41V182L40 183H36V186H32L31 187V185H30V190H29V193H28V196H27V199H26V201H25V203L23 204V206L19 209V211L14 215V216H12L10 219H8L7 221H5V222H3V223H0V252L4 249L5 250V252H6V250L7 249H9V248H7V247H5V245H10V243H11V240L12 239H14L15 237H16V235L18 234L19 236H23L24 234L23 233H25V241L26 240H28V236H31L34 240H33V242L29 239V242L31 241L32 243H30V248H32V249H30V248H28L29 246L28 245H26L25 247V252H24V255H25V257L27 258V260H28V263L27 264H29V263H32V264H38V260H39V258H41V257H44V256H46L47 254H58V255H60L61 253L62 254H69V251H71L70 250V248L71 247H69V236L70 237H72V236H74V235H76L77 233L76 232H78V230H81L82 229V231L83 232H85L84 230L86 229L85 227H80L79 226V229L77 230V227L75 228L76 230V234H73V235H71L70 233H69V213H67V212H65V210H67V211H69V194H76L77 195V197H76V199H80V201L82 202V204L84 205H86V207L88 206V204L89 203H87V202H90V204L89 205H91V206H98L99 207V201H100V197H99V194H100V192H102V191H100V190H102L101 188H104V187H102L103 186V184H102V182L104 181V182H106L105 183V185H106V189H105V191L108 189V190H113L111 187H113V182H115V181H113V179H111L110 178V175L114 172V174L116 175V174H119V165H120V163H122L123 164V168H124V170L123 171H121V173H120V176L118 175V180H120V181H122V183L124 182L126 185H127V187H128V190L135 196V198L136 199H139L140 201H142V202H145V203H147L148 205H152V206H154V207H157V209H156V213H158V214H164V215H166V214H169L171 211H167V207H166V205H169V204H172V203H175V202H177V201H175V200H178V199H180L181 198V195L183 194V193H185V192H187L189 189H191V187L192 186H194L195 184L197 185L198 183L196 182L197 181V179L199 178V177H197V176H194V178H193V180H192V182L190 183V185L187 187V189L185 190V191H183L182 193H180V194H178V195H176V196H173V197H168V198H157V197H151V196H149V195H147V194H145V193H143L141 190H139L137 187H136V185L133 183V181L131 180V178H130V176H129V173H128V169H127V158H128V153H129V150H130V147H131V145L133 144V143H131V142H134L135 140H136V138H134L135 140H133L132 139V141H130V143H128L125 147H124V149H123V151L121 152V150H122V148H120V149H118L117 151H115L116 152V154H115V157L112 159V161L111 162H109L108 161V163H106V161H105V163H106V165H105V163L103 164L102 163V159H104L105 157H108V158H110V156H106V154H104L103 155V152L105 151V153H106V151H107V153H108V150H104V148H103V145L105 144V140H106V138H105V136L103 137V138H105L104 139V141H102V139H100L104 144H102L101 142H97L96 140H95V143L93 144V142H91L90 141V145L91 146H93L94 145V147H92L91 148V146L89 145V147H87L86 146V148L85 149H87L86 151H83V150H81V148H80V151L77 149V151L79 152H77V151H73V150H75L74 148L72 149V145L71 146H69V144L71 143V141H70V143H69V137H71V136H69L70 134H69V131L67 132V134H66V136L65 137H62L60 134H59V137H58V134L56 135V133H55V135H56V137H52V138H48V136L46 137V135H45V137L43 136H41V134H40V136L37 138V132L35 131L36 129H34V132L35 133H33V131H30L28 128H27V130L29 131V133L30 132H32L33 134H36V135H32V136H27V137H25V135H26V133H28V131H26L25 132V134H20L19 132H20V130L21 129H19V130H15L14 131V129L13 128H9L8 130H7ZM24 129H26L25 127H24ZM24 129L22 130V131H24ZM64 129V128H63ZM71 129H73V128H71ZM71 129H70V131H71ZM81 129H83V130H86L84 127L83 128H81ZM103 129V128H102ZM109 129V128H108ZM116 129V128H115ZM125 129V128H124ZM144 129H146V127L144 128ZM189 129V128H188ZM187 129V130H188ZM228 129V128H227ZM80 130V129H79ZM140 129H137V131H139ZM181 130V129H180ZM190 130V129H189ZM193 130V129H192ZM212 130V129H211ZM19 131V132H18ZM59 131H60V129H59ZM63 131V130H62ZM65 131H67L66 129H65ZM87 131V130H86ZM111 131H113L114 132V130H111ZM110 131V132H111ZM118 131V130H117ZM126 131V130H125ZM130 131V130H129ZM133 131V130H132ZM131 131V132H132ZM134 131H136V130H134ZM134 131H133V133H134ZM141 131H143V130H141ZM146 131H148L147 129H146ZM198 131V130H197ZM18 132V133H17ZM52 132V131H51ZM64 132V131H63ZM73 132V131H72ZM95 131H93V133H94ZM96 132H97V130H96ZM98 132H101V135H103L102 134V130H98ZM191 132H193V131H190V133ZM196 132V131H195ZM24 133V132H23ZM49 133V132H48ZM54 133V132H53ZM58 133V132H57ZM64 133H66V132H64ZM64 133H62V135L64 134ZM85 133H87V132H85ZM90 133V132H89ZM93 133L91 134L92 136H90L91 138L94 136V135H96V137H97V135L98 134H94L93 135ZM190 133L188 132V134H189V136H190ZM206 133H207V131H206ZM205 133V134H206ZM219 133V132H218ZM46 134H47V132H46ZM113 134V133H112ZM111 134V135H112ZM119 133H117V135H118ZM129 134V133H128ZM135 134V133H134ZM139 134H142V133H139ZM183 134V133H182ZM193 134V133H192ZM195 134V133H194ZM31 135V134H30ZM80 135V134H79ZM100 134H99V136H101ZM114 135V134H113ZM127 135V134H126ZM197 135V134H196ZM72 136H73V134H72ZM86 136V138H87V135H85ZM89 136V135H88ZM98 136V137H99ZM136 135H134V137H135ZM185 136H186V133H185ZM189 136H187V137H189ZM193 136V135H192ZM200 136H201V134H200ZM220 136V135H219ZM80 137V136H79ZM106 137H108V136H106ZM113 137V136H112ZM138 137V136H137ZM195 137V136H194ZM39 138H41V140L39 139ZM43 138V139H42ZM45 138V139H44ZM56 138V139H55ZM65 138V139H64ZM101 138V137H100ZM120 138V137H119ZM132 138H133V135H132ZM94 139V137L92 138V140ZM95 139H97V138H95ZM115 139V138H114ZM204 139V138H203ZM221 139V138H220ZM226 139V138H225ZM45 140H46V142H45ZM51 140H53V141H51ZM99 140V141H100ZM108 140V139H107ZM222 140H223V138H222ZM51 141V142H50ZM55 141V142H54ZM192 141H194V139L192 140ZM195 141H197V142H199L198 141V138H197V140H196V138H195ZM74 142H75V140H74ZM77 142V144L79 143L78 141H76ZM96 142H97V145H96ZM108 142V141H107ZM204 142V141H203ZM220 142H221V140H220ZM92 143V144H91ZM111 143V142H110ZM213 143V142H212ZM216 143V142H215ZM115 144V143H114ZM123 144V143H122ZM196 144V143H195ZM206 144H208V143H206ZM194 145V144H193ZM212 145V144H211ZM218 145V144H217ZM220 145V144H219ZM77 146V145H76ZM79 146H80V143H79ZM106 146V144L104 145V147ZM113 146V145H112ZM206 146V145H205ZM75 147V146H74ZM108 148H109V144H108V146H107ZM107 147H105V148H107ZM209 147H211V146H209ZM208 147V148H209ZM216 147H218V146H216ZM76 148V147H75ZM79 148V147H78ZM89 148V149H88ZM110 148H111V145H110ZM110 148H109V150H110ZM220 148V147H219ZM84 149V150H85ZM198 149V148H197ZM89 150H90V152H89ZM113 150H115V149H113ZM81 151H83V152H81ZM85 152H87L88 154L90 153V155L89 156H91V157H89L88 156V154L86 153L85 154ZM199 155H200V153H199ZM88 156V157H87ZM203 156V155H202ZM205 156V155H204ZM87 157V158H86ZM112 157V156H111ZM86 158V159H85ZM90 158V159H89ZM105 159H107V158H105ZM88 160V161H87ZM108 160V159H107ZM200 161V160H199ZM204 161H201V164H200V162H198L199 163V165H202V163H203ZM87 163H89V164H87ZM112 165V171H110V169H109V167ZM199 171V170H198ZM197 172V171H196ZM200 172V171H199ZM198 173V172H197ZM197 173H195L196 175H198ZM125 175V176H124ZM201 176V175H200ZM257 177V179H260L261 178V180H262V183H264L263 182V177L261 176L260 177V175H259V177L260 178H258V175L256 176ZM253 178V177H252ZM117 179H114V180H117ZM256 179V178H255ZM246 180L247 181V183L248 184H255V185H257V187H248V186H245V185H240V186H235V187H232V186H230L228 189L229 190H231V189H234V188H243V189H249V190H254V191H256V192H258V193H261L260 191H259V188H258V186L260 185V184H262L261 183V181H259V180ZM218 180H219V178H218ZM222 181V180H221ZM259 181V182H258ZM116 185V184H115ZM114 185V186H115ZM114 188V187H113ZM116 188V187H115ZM118 188H120V187H118ZM104 190V189H103ZM115 190V189H114ZM117 190V189H116ZM115 190V191H116ZM104 192V191H103ZM102 192V193H103ZM110 192V191H109ZM112 194V193H111ZM262 195H264V193H261ZM119 195V194H118ZM121 195V194H120ZM102 196H104V195H102ZM106 196V195H105ZM109 196V195H108ZM88 197H89V199H88ZM115 197H116V195H115ZM120 197V196H119ZM104 198V197H103ZM39 200L40 202H41V208H42V213H41V216H38V217H35L34 215L33 216H31V214H29V210H32L31 208L29 209V205L32 203V201L34 202L35 200ZM103 199H101V202H105L106 204H107V202L105 201V200H103ZM111 200H112V198H111ZM122 200V199H121ZM129 200V199H128ZM128 200H127V202H128ZM114 201V200H113ZM110 202V201H109ZM117 202H119V200L117 201ZM124 202H125V200H124ZM126 202V203H127ZM98 203V204H97ZM104 203V204H105ZM121 203V202H120ZM33 204V203H32ZM105 204V205H106ZM122 204V203H121ZM124 204V203H123ZM132 204V203H131ZM101 205V204H100ZM130 205V204H129ZM91 206H88V207H91ZM31 207V206H30ZM135 208H136V206H135ZM190 208V207H189ZM87 209V214L90 212V214H91V210H92V214L94 213V209L96 210L95 211V213L97 214L98 213V208H86ZM34 210V209H33ZM100 210V209H99ZM38 211V210H37ZM102 211V210H101ZM100 211V212H101ZM153 211V210H152ZM131 212H132V210H131ZM204 213H205V211L204 212H201V215H200V225H199V230H198V232H197V230H195V229H192L193 231H194V233L197 235V238H198V240H199V243H201V242H204L203 241V238H202V233H201V224H202V219H203V215H204ZM96 214H93V217L92 218H95V219H97V220H100V219H102L103 221L105 220V219H103V218H105L106 217V219H107V216H105V217H103V218H101L100 216H96ZM98 214H100V213H98ZM133 214H134V212H133ZM137 214V213H136ZM146 214V213H145ZM175 214V213H174ZM38 215V214H37ZM94 215H95V217H94ZM164 215L162 216V217H164ZM140 216H141V214H140ZM140 216H137V217H140ZM149 216V215H148ZM97 217V218H96ZM181 217V216H180ZM27 218H29V219H32V224H25L24 222L26 221V219ZM100 218V219H99ZM143 218V217H142ZM146 218V217H145ZM144 218V219H145ZM155 218H157V217H155ZM91 219V218H90ZM89 219V220H90ZM94 219V220H95ZM140 219V218H139ZM149 219V218H148ZM174 219V218H173ZM97 220H95V221H97ZM101 220V221H102ZM150 220V219H149ZM185 220V219H184ZM90 221H92L93 222V220H90ZM106 221V220H105ZM142 221H143V219H142ZM147 222V221H146ZM155 222V221H154ZM168 222H174V221H168ZM178 222V221H177ZM105 223V222H104ZM148 223H150V222H148ZM180 223H182V222H180ZM180 223H177L178 225L180 224ZM84 223L82 222V224L81 225H83ZM94 224H96V223H94L93 222V225H92V227L94 226V228L96 227ZM98 224H99V221H98ZM136 224H138V226H139V228H141V225L142 224H144L143 222H142V224L140 225L139 224V222L138 223H136ZM154 224V223H153ZM152 224L150 223L149 225H148V228L149 227H153L154 228V226H151ZM168 225H170L169 227H166V224L163 226V227H165L166 229H163V231L165 230H169V232L171 231V224L169 223ZM75 226V225H74ZM84 226H85V224H84ZM102 226V225H101ZM146 225H142V228H147V227H145ZM175 226H177V225H175ZM92 227L90 228V227H88L87 229H86V231L88 230V234H89V230L91 229V230H93L92 229ZM107 227V226H106ZM22 228L24 229V230H22ZM85 228V229H84ZM169 228V229H168ZM177 228V227H176ZM84 229V230H83ZM74 230V229H73ZM73 230H71V232L73 231ZM106 230V229H105ZM82 231H79L80 233H78L77 234V236H79V237H81V233H82ZM109 231V230H108ZM181 231V230H180ZM179 231V232H180ZM94 232V233H93ZM91 231L90 233L91 234H94V236H97L96 235V233H95V230L94 231ZM107 232V231H106ZM86 232L85 233H83L82 235V239H84L85 237V239L86 240H90L91 238H93L94 236H90V235H88ZM101 233H103V232H101L100 231V235H101ZM107 233H110V232H107ZM173 235L174 236H178V233L177 232H174V230H173ZM84 234H85V236H84ZM86 234L90 237V239H88L87 237L88 236H86ZM98 235H99V233H97ZM105 234V233H104ZM167 234V232L165 233V234H159L160 235V237H163L162 239H161V241H160V243L161 244H163L164 242H168V239H166V237H168L169 236V234L167 235V236H165ZM110 235V234H109ZM159 235H157V236H159ZM104 236V235H103ZM103 236H101L100 238H103ZM165 236V237H164ZM38 237H39V239H38ZM74 237H76V236H74ZM79 237H76V239L77 240H79ZM105 237H107L105 240H107L109 237L108 236H105ZM111 237V236H110ZM171 237V236H170ZM21 238H23V237H21ZM41 238V239H40ZM99 238V236H97V239H96V237H95V239L94 240H96V242H97V240H98V242H101V244H102V241H101V239ZM130 238V237H129ZM35 239H36V242H35ZM71 240H73L74 241V239H73V237L72 238H70ZM84 239V240H85ZM23 240V239H22ZM38 240L40 241V242H38ZM77 240H76V242L74 241V246H72V247H74L75 248V250L77 249L78 251H79V249H80V247L81 248H83L84 246H86V244L83 246L82 244H83V242H84V240L82 241V243H79V242H81L80 240L77 242ZM126 240L128 241V239L126 238ZM126 240L125 241H121L123 244H125V242H126ZM91 241V240H90ZM90 241H88L89 243H90ZM93 241V240H92ZM92 241H91V244H92ZM129 241H131L132 242V244L129 242V244H127V246H129V248L128 249H132V247H131V245H133V242H136L135 240H133L132 238H130V240ZM10 242V243H9ZM19 242V241H18ZM94 243L93 242V244L94 245H98V242L97 243ZM105 242V241H104ZM103 242V243H104ZM71 243H73L72 241H71ZM77 243L79 244V246H80V244H81V246L79 247V248H77ZM85 243V242H84ZM126 243H128V242H126ZM27 244H29L28 242H27ZM107 244V243H106ZM123 244H121V245H123ZM135 244V243H134ZM7 245V246H8ZM75 245H77L76 247H75ZM99 245H100V243H99ZM98 245V246H99ZM116 245V244H115ZM11 246V245H10ZM13 246V245H12ZM14 246H15V244H14ZM17 246V245H16ZM87 246H90L89 244L87 245ZM97 246V247H98ZM102 246V245H101ZM117 246V245H116ZM136 245H133V253L131 254V251L129 252L131 255H129V256H127L128 254H125V257L124 258H122V259H125V261L123 262V263H121V264H164L163 262H162V257L160 256V255H157L156 254V251L155 250H148V251H146V252H144V250H140V253H136V247H135ZM9 247V246H8ZM24 247V246H23ZM118 247V246H117ZM126 247V244H125V246H124V248ZM204 247V246H203ZM74 248H71L72 250H74ZM90 248V247H89ZM120 248V247H119ZM12 249H13V247H12ZM11 249V250H12ZM19 249V248H18ZM26 249H28L27 251H26ZM30 249V250H29ZM88 249V248H87ZM94 249V248H93ZM123 249V248H122ZM74 250V251H75ZM76 250V251H77ZM86 250V249H85ZM90 250V249H89ZM89 250H88V252H89ZM123 250H126V249H123ZM14 251V250H13ZM73 251V252H74ZM77 251V252H78ZM129 251V250H128ZM10 252V251H9ZM8 252V253H9ZM86 252H87V250H86ZM124 252L125 251H123V255H124ZM201 252L204 254V258L203 259H201V260H198V261H188V262H186V261H182L181 259H178V258H176L175 259V261H174V263L173 264H202V262L203 261H205L206 260V256H205V253H207L208 254V257H210V258H214V259H216L213 255H211V253L208 251V249H207V247L205 246V248H202V250H201ZM16 253V252H15ZM22 253V252H21ZM76 253V252H75ZM125 253H127V252H125ZM122 254V253H121ZM1 255V254H0ZM8 255V254H7ZM19 255L20 256H22L20 253H19ZM18 255V256H19ZM5 258V257H4ZM7 258V257H6ZM9 258V257H8ZM7 258V259H8ZM10 259V258H9ZM8 261V260H7ZM19 261H21V260H19ZM122 261V260H121ZM9 262V261H8ZM14 262V261H13ZM13 262H12V264H13ZM19 263V262H18ZM120 263V262H119ZM17 264V263H16ZM116 264H118V263H116ZM223 264V263H222Z\"/></svg>",
  "mask_w": 264,
  "mask_h": 264
},
{
  "label": "crops",
  "instance_id": "0c3cea01",
  "mask_svg": "<svg viewBox=\"0 0 264 264\" xmlns=\"http://www.w3.org/2000/svg\"><path fill=\"white\" fill-rule=\"evenodd\" d=\"M157 16L167 19L171 15L164 10ZM152 63L157 68L174 66ZM127 169L139 190L157 198L182 193L195 176L184 177L175 172H171V176L156 167L149 147L135 144L128 153ZM0 182V223H3L19 211L30 190L26 168L6 147H0ZM246 190L224 194L223 199L208 207L203 215L201 233L204 244L223 264L264 262V197ZM242 228L245 231H241Z\"/></svg>",
  "mask_w": 264,
  "mask_h": 264
},
{
  "label": "snow or ice",
  "instance_id": "6c2138e0",
  "mask_svg": "<svg viewBox=\"0 0 264 264\" xmlns=\"http://www.w3.org/2000/svg\"><path fill=\"white\" fill-rule=\"evenodd\" d=\"M168 2L176 4L175 8L167 10L172 13L169 18L162 19L157 16L155 13L161 10L156 9L154 12H147L141 17L129 19L123 29V41L126 55L132 58L135 63L139 64L143 74L151 76L154 79L161 78V74L163 73L178 77L185 71L188 60L192 59V56H188V59L183 60L181 63L184 52L182 51L180 41L185 35L187 29V18L185 17L184 12L188 11V5L182 2L177 3V0H168ZM2 7L7 9L12 8L13 5L4 4ZM30 7H38V5H30ZM145 7H151V5H145ZM28 23L33 31L38 34L50 33L58 29L56 22L40 16L31 18ZM130 29L132 31H130ZM59 30L64 32L62 29ZM201 32H203L202 24ZM74 39L75 37L71 33H64L61 35V47L57 48L47 45L46 51H48L50 55L57 54L62 49L71 47ZM130 43L135 44V51L129 50ZM201 52H203V45H201ZM192 55H195V52H193ZM136 57H139V60H135ZM140 61H143V63H140ZM153 61L160 64H175L179 71H175L172 68L162 67L153 72L151 71L153 68ZM0 147H6L9 152L17 157L26 168L28 177H30L34 183L36 177L32 171L33 165L28 159L23 157L17 147L13 143L5 140H0ZM240 185L257 187L255 184H248L247 181L236 179L222 183L218 186H201L194 209L187 219V226L198 232L201 212L207 211L208 207L213 206L214 203L223 199L225 190L230 186L235 187ZM0 186H2V182H0ZM258 188L261 193H264V183L260 184ZM0 190H2V187H0ZM241 231H245V229L242 228ZM205 256L207 258L202 264H222L220 259L210 258L207 253H205Z\"/></svg>",
  "mask_w": 264,
  "mask_h": 264
}]
</instances>
